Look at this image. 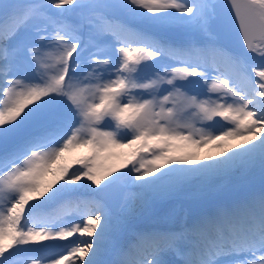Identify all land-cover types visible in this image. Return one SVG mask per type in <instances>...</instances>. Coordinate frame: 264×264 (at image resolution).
<instances>
[{
	"label": "snow or ice",
	"instance_id": "obj_1",
	"mask_svg": "<svg viewBox=\"0 0 264 264\" xmlns=\"http://www.w3.org/2000/svg\"><path fill=\"white\" fill-rule=\"evenodd\" d=\"M0 264H264V0H0Z\"/></svg>",
	"mask_w": 264,
	"mask_h": 264
},
{
	"label": "rangeland",
	"instance_id": "obj_2",
	"mask_svg": "<svg viewBox=\"0 0 264 264\" xmlns=\"http://www.w3.org/2000/svg\"><path fill=\"white\" fill-rule=\"evenodd\" d=\"M232 143H237V141H233ZM121 150H123V149H115L114 151L122 154ZM89 154H90L89 149L88 150L86 149L84 152V156L89 155ZM205 155L216 156L217 150L206 146L205 148L200 150L199 158L201 160H203V157ZM79 157H81V156H79ZM121 160H123V159H121ZM116 161H118V162H116ZM107 163L110 165L119 166L121 163H123V161H119V159H113L111 161H108ZM124 170L126 171V169H124ZM256 173H259V170H256L254 172L247 174L242 179L234 178L229 184L224 185V186L220 187L219 189L222 190V194L227 195V196H240L241 197V194H243V193L252 194L257 189L252 188V184L250 181L252 179V174H256ZM52 177L53 176L49 175L46 178V181L47 182L52 181L54 179V178L52 179ZM211 194H212V192L205 193V194H195L193 191H190L185 196L179 198L178 200L172 201L170 203L182 205L186 210H187V206L190 204L192 206H196L197 208H199L200 204L204 201V197L208 198Z\"/></svg>",
	"mask_w": 264,
	"mask_h": 264
},
{
	"label": "bare ground",
	"instance_id": "obj_3",
	"mask_svg": "<svg viewBox=\"0 0 264 264\" xmlns=\"http://www.w3.org/2000/svg\"><path fill=\"white\" fill-rule=\"evenodd\" d=\"M237 143H241V142H240V141H237ZM84 151H85V149H83V148H79V149H77V153H78V154H81V153L84 152ZM130 151H131V149H129V148H125V149H123L122 154H124V157H126V154H128ZM67 156H68V162H71L72 159H75V158L79 157V156L76 155L74 152H72L71 154H67ZM53 178H54V177H52V179H53Z\"/></svg>",
	"mask_w": 264,
	"mask_h": 264
}]
</instances>
